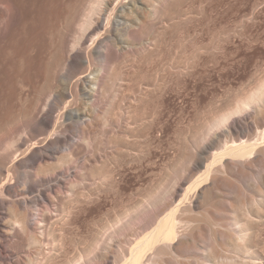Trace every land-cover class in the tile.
Instances as JSON below:
<instances>
[{"label": "bare ground", "instance_id": "6f19581e", "mask_svg": "<svg viewBox=\"0 0 264 264\" xmlns=\"http://www.w3.org/2000/svg\"><path fill=\"white\" fill-rule=\"evenodd\" d=\"M172 3L71 0L45 54L28 42L24 55L38 65L30 76L15 82L0 59V103H20L17 112L0 116V264H264V80L199 119L161 165L150 149L162 140L153 131L163 130L160 111L134 120L132 105L141 95L126 98L123 70L109 73L118 40L126 53H147L136 35ZM24 10L23 0H0V36ZM65 71L73 76L63 88ZM107 90L111 102L94 110ZM49 92L53 103L44 99ZM139 128L144 147L134 152L127 142ZM109 157L144 160L146 187L130 196V207L111 218L106 211L95 236L69 251L65 230L74 210L99 204L101 193L119 192L122 176ZM35 180L47 188L35 187ZM128 232L134 239L115 250L112 242Z\"/></svg>", "mask_w": 264, "mask_h": 264}, {"label": "rangeland", "instance_id": "374dc122", "mask_svg": "<svg viewBox=\"0 0 264 264\" xmlns=\"http://www.w3.org/2000/svg\"><path fill=\"white\" fill-rule=\"evenodd\" d=\"M23 2L24 13L16 17L11 30L0 36V57L3 54L0 59L5 60L11 69L10 75L17 83L30 76L38 66L29 64L24 55L29 50L28 42L33 40L31 42L35 45L32 46L36 51L45 54L51 34L58 27L62 12L65 14V8L71 0ZM140 33L136 37L143 38L144 48L148 52L139 55L126 53L128 46L121 37L114 49L119 58L111 59L108 69L109 73L123 70L125 81L122 91L126 98L141 95V102L132 105L136 110L134 120L147 121L156 109L160 111L163 130L158 132L159 128L155 126L153 131L156 135H162V140L160 143L153 142L150 149L153 157L162 165L171 153V144L183 133L196 127L199 119L232 104L236 98L251 91L256 81L264 80V0H173L169 9L163 10L158 16L148 17ZM146 38H149L147 43ZM71 75L68 71L62 73L60 82L63 88L72 80ZM141 85L149 87V90L140 89ZM110 93L111 90H107L103 95H97L94 110L105 108L107 105H103V101L107 104L111 102ZM44 99L53 103L54 93L49 92ZM19 107L18 101H12V107L10 103L6 105L1 102L0 116L5 111L17 112ZM82 126L80 123L79 127ZM93 129L95 136L100 138L99 127ZM144 133L143 128L132 132L137 140L127 142L131 151L139 152L144 147V142L140 140ZM24 135L26 133L23 130L19 136ZM2 136L0 129V138ZM121 141L124 142V139ZM107 159V164L117 166L116 173L122 176L119 192L101 193L99 204L74 210L65 230V243L69 251L84 247L95 236L94 233L99 231L98 227L104 222L102 217L106 211L109 210L111 218L125 207H130V196L138 188L143 190L146 187L149 168L144 160L140 158L136 161L133 157L125 161H120L119 157ZM31 184L41 189L47 188L37 183V180ZM133 239L131 232L126 237L116 238L112 242L114 249L118 250ZM261 239L264 242V231Z\"/></svg>", "mask_w": 264, "mask_h": 264}]
</instances>
